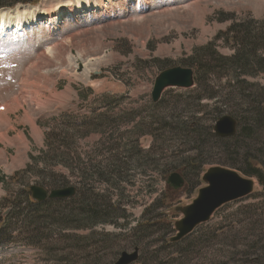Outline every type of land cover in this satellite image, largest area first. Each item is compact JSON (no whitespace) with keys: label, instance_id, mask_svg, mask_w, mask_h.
<instances>
[{"label":"rangeland","instance_id":"rangeland-1","mask_svg":"<svg viewBox=\"0 0 264 264\" xmlns=\"http://www.w3.org/2000/svg\"><path fill=\"white\" fill-rule=\"evenodd\" d=\"M69 1L39 0L5 10L34 7L52 14ZM108 1L102 12L0 35V106L11 109L0 115V224L26 209L24 193L32 185L48 192L90 188L118 209L116 216L61 234L55 217L73 205L41 210L33 225L25 214V222L0 225V264H114L135 247L140 252L134 264H264V192L254 178L252 194L220 207L182 240L170 241L182 218L175 207L197 197L206 170H235L232 163L245 169L242 153L264 158L262 132L242 139L240 151L233 142L225 150L212 137L220 117H250L254 96H264V75L243 85L252 101L241 102L235 81L219 68H211L205 83L212 91L200 101L197 88L168 89L158 104L151 100L159 63L185 66L194 50L208 46L215 56L233 55L238 47L227 40L241 37L229 33L234 24L240 25L236 33L261 37L256 57L263 56L264 0H137L129 6ZM110 147L114 160L124 164L112 186L90 173L107 165ZM130 149L135 155L126 157ZM191 159L201 162L192 172L186 165ZM188 172L194 181L176 193L168 189L172 173ZM161 198L163 207L145 212Z\"/></svg>","mask_w":264,"mask_h":264},{"label":"trees","instance_id":"trees-1","mask_svg":"<svg viewBox=\"0 0 264 264\" xmlns=\"http://www.w3.org/2000/svg\"><path fill=\"white\" fill-rule=\"evenodd\" d=\"M38 1L39 0H9L7 2L0 3V9L12 8L17 4L34 5ZM237 28H240V25L234 24L229 31V33L239 34L241 36L231 37L227 40L228 45L232 44L233 46L238 47L234 50L233 55H231L229 58L224 59L220 55L215 56L208 49V46L194 50L192 56L188 59V61L183 62L185 67H194L196 69L195 89L197 88L199 90L196 96L197 101L202 100V98L204 97V92H206L207 90L212 91L210 87H206L205 83L206 80H208L209 75L214 74V71L211 70V68H215L216 70H218V68L220 70L226 69L227 76L230 82L235 81L233 85H237L238 91L242 93V95L239 96L241 102H245L248 100L252 101L254 99L250 95V93L246 92L247 90L244 88L246 86L243 85L248 84V77H254L260 73L264 75V54L263 56L260 55L259 57H256V43L260 41L261 37L253 35L251 38H249L248 32L236 33ZM244 44H249L248 46L246 45V49L244 47ZM251 44H253V46H251ZM210 60L213 61V64H211ZM164 64L165 63L163 62L159 63V68H161V70L169 67L165 66ZM253 69H255V73ZM261 89L264 91V88ZM254 97L256 99V105L253 107L252 111L249 112L250 117L248 119L243 118L240 122H238V131L232 138L221 139L213 134V139L224 146L225 150L229 149L230 143L233 142V147H236L240 151V147L238 145L244 143L242 139L254 137V134H257L258 132H262L264 134V96L256 95ZM215 112H217L219 115L223 114L222 111H218V109ZM192 130L193 132L195 131L194 129ZM108 152L110 154V159L108 160L107 165L103 168L94 167L92 169V172L90 173L98 181L112 186V184H115L112 176H116V178H121L123 176L121 175V171H123L122 166L124 164L121 165L119 161L114 160L113 154L115 150H113L112 147L108 149ZM131 154H134L131 149L124 151V155L126 157H133L130 156ZM241 156H243L242 159L245 163V169L239 168L235 163H232V166L236 171H238L245 177L255 178L264 192V158L260 159L259 157H253L248 153H242ZM135 158L136 156H134L133 159ZM195 160L196 159H191L189 160V162L186 161V165L188 166L190 172L198 169V167L195 166L198 164V162L201 163L200 161ZM193 163H195V165ZM198 166H200V164H198ZM183 177L185 178L187 185L189 184V182L195 180L193 175L189 172L188 176L183 175ZM82 191L83 192H78L77 196L73 199L45 201L43 203L32 202L28 196V193H24L25 200L23 202H27L26 209L22 208V211L19 210L18 214H16V217H8L6 220H2L1 224L5 227L12 223L15 219L25 222V214L28 218V225L37 224L39 223L37 215L41 210H46L51 205L67 203L73 205V209L70 212L63 211L62 213H60L59 217H55V220L57 218H60L59 220H56L57 223L55 224V227L58 228V233L61 234L72 231L70 229L74 228L75 230H82L85 228L90 229L97 225L106 224V222H108L107 220L116 216L115 212L118 209L113 205L108 204L107 201L106 203H104V196L102 194H96L90 188H85ZM165 197L166 196H164L163 198ZM163 198L154 201L151 206L146 209L145 212H150L152 210H157L163 207ZM18 207L21 208V203L18 204ZM85 225L87 226L83 228V226ZM126 226L127 225H121L120 227L125 228ZM7 235L11 237L10 234ZM10 241H6L3 244L9 243ZM33 244L35 243L33 242Z\"/></svg>","mask_w":264,"mask_h":264},{"label":"water","instance_id":"water-1","mask_svg":"<svg viewBox=\"0 0 264 264\" xmlns=\"http://www.w3.org/2000/svg\"><path fill=\"white\" fill-rule=\"evenodd\" d=\"M95 72L94 75H98ZM194 86V72L190 68L175 66L163 70L155 78L151 92L152 102L158 103L165 90L171 88L190 89ZM214 133L219 138L233 137L237 130V121L224 116L217 120L214 125ZM205 187L199 189L197 197L192 203L185 207H176L175 212L182 215V219L174 224L176 235L171 238L176 243L189 235L197 226L208 222L213 213L220 207L238 199L247 197L253 192L254 182L252 179L243 177L238 172L214 166L209 168L202 176ZM169 187L178 190L182 187L184 180L178 174H172L167 180ZM31 199L37 203L46 200H64L76 196V189L68 187L56 189L49 194L40 186H30ZM12 199V196L10 197ZM7 213H5L6 215ZM3 215V216H5ZM139 247H135L132 253L122 252L114 264H133L139 258Z\"/></svg>","mask_w":264,"mask_h":264},{"label":"bare ground","instance_id":"bare-ground-1","mask_svg":"<svg viewBox=\"0 0 264 264\" xmlns=\"http://www.w3.org/2000/svg\"><path fill=\"white\" fill-rule=\"evenodd\" d=\"M123 1L126 6H129L137 0ZM108 3V0H70L68 4L56 6L52 14H49L47 11L42 9L38 10L34 7H23V13L16 12V10H2L0 11V35H5L7 33L17 35L32 27L35 28L41 25L51 26L59 23L62 19L69 21L78 15H90L92 12L95 13L94 11L102 12L108 5H111Z\"/></svg>","mask_w":264,"mask_h":264}]
</instances>
